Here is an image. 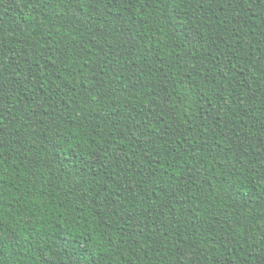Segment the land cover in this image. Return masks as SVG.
Wrapping results in <instances>:
<instances>
[{"label": "trees", "instance_id": "16d2710c", "mask_svg": "<svg viewBox=\"0 0 264 264\" xmlns=\"http://www.w3.org/2000/svg\"><path fill=\"white\" fill-rule=\"evenodd\" d=\"M0 264H264V0H0Z\"/></svg>", "mask_w": 264, "mask_h": 264}]
</instances>
